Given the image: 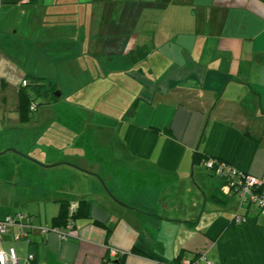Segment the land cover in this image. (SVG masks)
Segmentation results:
<instances>
[{"label": "crops", "instance_id": "1", "mask_svg": "<svg viewBox=\"0 0 264 264\" xmlns=\"http://www.w3.org/2000/svg\"><path fill=\"white\" fill-rule=\"evenodd\" d=\"M98 62L105 76L127 69L138 84L115 135L117 162L133 172L126 187L107 185L109 173L67 164L60 149L66 141L53 146L48 132L72 134L70 125L50 126L40 114L28 126L18 108L23 81L46 77L41 64L60 68V83L64 66L83 72ZM78 75L71 78L74 92ZM12 131L27 138L11 141ZM0 134L8 140L0 156L15 165H67L90 185L88 192L63 180L52 188L28 174L12 177L14 190L25 180L38 199L34 212L0 208V220L19 213L32 219L27 237L16 239V226L0 234V250L15 246L20 264H163L200 252L213 264H264L259 207L243 203L201 159L216 157L264 180V0H0ZM73 201L88 207L72 237L41 231L43 225L64 229L54 218L62 203Z\"/></svg>", "mask_w": 264, "mask_h": 264}, {"label": "rangeland", "instance_id": "2", "mask_svg": "<svg viewBox=\"0 0 264 264\" xmlns=\"http://www.w3.org/2000/svg\"><path fill=\"white\" fill-rule=\"evenodd\" d=\"M67 53L69 54V50ZM17 60L19 64L20 62L25 63V59L21 56ZM95 64L97 67L88 68L87 71L82 70L83 72L78 67L76 68L72 65L64 66L62 71L65 78L60 83L59 77L57 76L60 68L50 70L46 68L45 64H41L40 72L46 76L47 81L56 85L57 89L55 92L59 91L62 95L57 96V98H54L52 93L49 96H33L40 103V106L37 111L28 113L29 120L27 119L25 123L28 124L30 120L34 122L40 114H43L44 120H48L50 126L58 121L70 125L69 127L71 129L74 128V133L72 134L66 132L64 135L59 130L54 129L48 132V135L51 136L49 140L53 142V146L55 142L63 145L66 139L69 140L65 146L60 147L67 155L65 156V160H69L70 163L73 162L71 164H76L81 169H86L91 173H93L92 170H95L104 177L109 173V179L106 181L107 185L117 184L116 186L122 187V185H125L124 187H126L130 179H133L131 176L133 172L127 170L125 166H122L123 164H118L116 158L120 156L119 153L121 151L118 144L114 143V139L116 140L115 135L117 134L119 122L124 117L125 106L131 101L132 91L138 84L134 81V78H130V76H133L132 73H129L130 76L128 73H124L127 69L119 68V71H117L116 68H113L111 69L112 74L105 76V69L100 67L99 62ZM77 72H79L78 76L81 82L78 86L81 87H78L79 89L74 92L76 82L71 78H75L74 75ZM9 94H13V92L11 91ZM32 122L28 126L32 125ZM18 133V131H12L11 136L13 137L9 140L18 141L20 144L22 140L27 138V135L23 137L22 133L19 135ZM43 140L45 142L47 138L44 137ZM7 141L6 137L0 134V144L6 143ZM99 141H104V144L114 143V146H101L103 144ZM92 143H98L99 147H95L96 149L93 148ZM55 149L58 150L59 148L50 150ZM34 154V156L42 157L37 151ZM24 155L30 157L27 154ZM78 155H83L86 160L77 158ZM112 158H115V160ZM81 159L82 161H80ZM27 165H15L13 160L6 155L0 156V177L2 179L0 187L1 213L11 212L14 208L17 211L24 210L25 208L26 211L30 210L29 212H34L32 211L35 207L33 205L36 204L35 202L38 199L34 202L33 198L35 195L27 190L28 187L25 184V180H22L20 185L21 191L14 190L10 185L14 175L26 177L28 174L32 179L34 177L36 184L48 180L52 188L60 185L62 180L70 188L75 186V189H80L81 185L86 186V182L83 180L80 183V175L83 176V172L81 173L67 165H61L66 168L51 167L49 170L42 169L35 163ZM145 177L149 178V175ZM135 178L138 182L144 180V177L142 178L141 175H138V172H136ZM147 181L148 179H146ZM87 188L88 192H90V185L85 187V189ZM34 191L35 194H39L38 190L35 189Z\"/></svg>", "mask_w": 264, "mask_h": 264}, {"label": "built area", "instance_id": "3", "mask_svg": "<svg viewBox=\"0 0 264 264\" xmlns=\"http://www.w3.org/2000/svg\"><path fill=\"white\" fill-rule=\"evenodd\" d=\"M23 86L28 85V81L24 80ZM39 107L37 102H33L31 110L36 111ZM203 166L213 172L214 174L225 177L231 187L238 193L242 202L246 204H256L260 209V214L264 217V180L258 179L248 173L242 172L236 169L232 164L221 160L216 157H205L202 159ZM79 208V202L73 201L70 203L68 208L67 223L64 229L58 227H52L43 225L40 227L41 231H53L60 236L62 239H68L72 237V230L75 228V214ZM243 217L237 216V220H242ZM31 218L27 214L19 213L16 215H10L0 220V234L5 236L8 234L9 228L16 226L19 229V233L15 235L16 239L27 237L26 227H32ZM26 221V222H24ZM118 253V250H114ZM35 255L32 253L28 256V261H33ZM207 261L206 253L200 252L193 258H183L178 262L174 263H163V264H201L202 261ZM208 264H213L211 261H207ZM0 264H20V258L17 254L15 246H10L8 249L0 250Z\"/></svg>", "mask_w": 264, "mask_h": 264}, {"label": "trees", "instance_id": "4", "mask_svg": "<svg viewBox=\"0 0 264 264\" xmlns=\"http://www.w3.org/2000/svg\"><path fill=\"white\" fill-rule=\"evenodd\" d=\"M28 85L26 86H21L20 91H19V100H18V108L20 111V115H21V119L23 121H26L27 119H29V112H34L33 110H31V105L33 102H37L33 96H40V95H46L49 96V94L52 93L54 98H57V96L54 94L56 88V85L50 81H47L46 78L44 77H33L30 76L28 79ZM33 93V95H32ZM38 103V102H37ZM40 106V103H38ZM39 108V107H38ZM71 139V138H70ZM117 139V138H116ZM69 140L66 139V143ZM116 143L117 140H114ZM200 159L198 158V156L196 157V161ZM203 159V158H201ZM200 159V160H201ZM70 205V204H69ZM69 205L67 203H62V209L60 211V213L54 218L55 222L60 223V224H65L67 223V217H68V208ZM83 205V206H82ZM82 205H79V208L74 216L75 221L78 218V216L80 215V210L82 209V207L86 210L88 205L87 203H82ZM86 213V212H85ZM127 255V252H125L123 254V258L124 259Z\"/></svg>", "mask_w": 264, "mask_h": 264}, {"label": "water", "instance_id": "5", "mask_svg": "<svg viewBox=\"0 0 264 264\" xmlns=\"http://www.w3.org/2000/svg\"><path fill=\"white\" fill-rule=\"evenodd\" d=\"M55 95L56 96H60L61 95V92H59V91H57V92H55ZM10 150H13V151H16V152H18V153H20V154H23V153H21V152H19L17 149H13V148H11ZM2 153V152H1ZM35 162H37V163H40V164H42L40 161H37V160H35V159H33ZM67 164H69V165H72V166H74L75 168H77V169H79V170H82V171H84V172H86V173H91L90 171H87L86 169H81L79 166H77V165H75V164H71V163H67ZM44 165V164H43ZM44 166H46V165H44ZM50 166H52V165H50ZM101 181L103 182V179L101 178ZM104 183V182H103ZM104 186L106 187V185H105V183H104Z\"/></svg>", "mask_w": 264, "mask_h": 264}]
</instances>
